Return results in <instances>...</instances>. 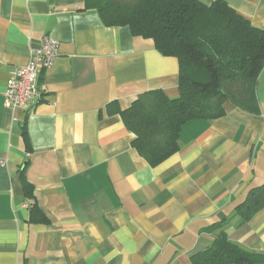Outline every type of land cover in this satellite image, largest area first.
<instances>
[{
    "label": "crops",
    "instance_id": "1",
    "mask_svg": "<svg viewBox=\"0 0 264 264\" xmlns=\"http://www.w3.org/2000/svg\"><path fill=\"white\" fill-rule=\"evenodd\" d=\"M223 1L264 30V0ZM97 2L0 0V264H191L221 233L264 253V208L249 221L235 211L264 185V69L258 115L227 103L221 119L186 123L180 151L151 167L120 112L150 91L177 98L179 62L104 26ZM47 36L60 47L40 103L7 108L11 72Z\"/></svg>",
    "mask_w": 264,
    "mask_h": 264
},
{
    "label": "trees",
    "instance_id": "2",
    "mask_svg": "<svg viewBox=\"0 0 264 264\" xmlns=\"http://www.w3.org/2000/svg\"><path fill=\"white\" fill-rule=\"evenodd\" d=\"M95 8L104 26L129 27L134 37L153 40L160 54L179 62L177 98L150 91L120 112L135 135L132 147L151 167L180 151V133L188 122L221 119L227 103L260 113L257 84L264 69V30L225 1L206 6L198 0H98ZM23 138L29 145L26 131ZM22 178L26 197L34 199L32 185ZM262 208L264 185L251 189L235 211L249 221ZM38 210L35 202L32 211ZM191 264H264V253L248 251L221 233Z\"/></svg>",
    "mask_w": 264,
    "mask_h": 264
},
{
    "label": "built area",
    "instance_id": "3",
    "mask_svg": "<svg viewBox=\"0 0 264 264\" xmlns=\"http://www.w3.org/2000/svg\"><path fill=\"white\" fill-rule=\"evenodd\" d=\"M59 47L58 41L45 37L37 48L31 49L28 64L11 72L4 93L7 108L22 109L30 115L35 112L41 100L40 76L53 66Z\"/></svg>",
    "mask_w": 264,
    "mask_h": 264
}]
</instances>
